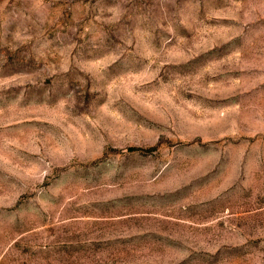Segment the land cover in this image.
<instances>
[{
  "label": "rangeland",
  "instance_id": "rangeland-1",
  "mask_svg": "<svg viewBox=\"0 0 264 264\" xmlns=\"http://www.w3.org/2000/svg\"><path fill=\"white\" fill-rule=\"evenodd\" d=\"M0 264H264V0H0Z\"/></svg>",
  "mask_w": 264,
  "mask_h": 264
}]
</instances>
